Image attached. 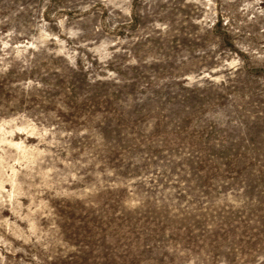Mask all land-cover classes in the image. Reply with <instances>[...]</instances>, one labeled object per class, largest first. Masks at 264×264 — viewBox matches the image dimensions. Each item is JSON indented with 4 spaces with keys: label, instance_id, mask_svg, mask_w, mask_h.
I'll list each match as a JSON object with an SVG mask.
<instances>
[{
    "label": "rangeland",
    "instance_id": "rangeland-1",
    "mask_svg": "<svg viewBox=\"0 0 264 264\" xmlns=\"http://www.w3.org/2000/svg\"><path fill=\"white\" fill-rule=\"evenodd\" d=\"M0 264H264V0H0Z\"/></svg>",
    "mask_w": 264,
    "mask_h": 264
}]
</instances>
